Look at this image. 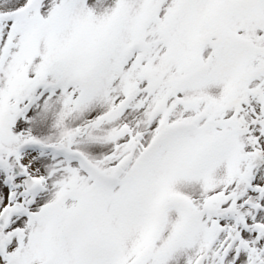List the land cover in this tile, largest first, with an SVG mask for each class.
<instances>
[{
  "label": "rangeland",
  "instance_id": "374dc122",
  "mask_svg": "<svg viewBox=\"0 0 264 264\" xmlns=\"http://www.w3.org/2000/svg\"><path fill=\"white\" fill-rule=\"evenodd\" d=\"M258 58L264 0H0V264H264Z\"/></svg>",
  "mask_w": 264,
  "mask_h": 264
},
{
  "label": "water",
  "instance_id": "95a60500",
  "mask_svg": "<svg viewBox=\"0 0 264 264\" xmlns=\"http://www.w3.org/2000/svg\"><path fill=\"white\" fill-rule=\"evenodd\" d=\"M218 15L217 10H213L209 16H207L203 20V24L207 28H213L215 26V21ZM197 40L195 39L194 42L188 43L187 46L196 49V42ZM188 64L186 62L184 63V67L187 68ZM263 60L261 58L256 59V61L249 65L247 67V71L249 73H254L259 70H263ZM40 87V81L38 78H32L29 81L25 83L23 86L21 92H20V98H24L27 96L30 92L37 90ZM17 109L18 106L17 104L11 109V111L4 112L0 115V139H6L9 137L12 133V129L16 124L18 115H17ZM154 114V111L149 112V116H152ZM35 177H30L27 181L26 184L28 187H32L35 182ZM173 202L179 204L185 212L188 214L189 217H194L196 212H197V206L195 205L194 201L190 198L182 197V196H175L171 198ZM219 207V201L214 200L210 203L209 209L214 210ZM9 218V212L8 209H4L2 214L0 215V225L1 226H6L7 221Z\"/></svg>",
  "mask_w": 264,
  "mask_h": 264
},
{
  "label": "flooded vegetation",
  "instance_id": "af4514ba",
  "mask_svg": "<svg viewBox=\"0 0 264 264\" xmlns=\"http://www.w3.org/2000/svg\"><path fill=\"white\" fill-rule=\"evenodd\" d=\"M31 176L35 177L34 175H31ZM28 177H27V179H28ZM34 182H35V184L33 186L35 187L36 183L38 182V178L35 177ZM26 186H27V184H26ZM28 188H31V187H28ZM27 190L29 191L30 189H27ZM28 191H26V192L22 191L21 194L25 195V194L28 193ZM18 197H19V192H17V190L12 186L11 190H10V193H9L8 200H7L8 202L6 204H4L2 207H0V215L2 214L4 209H6V208L9 211V218H8V221H7V225L6 226H1L0 225V257L1 258L6 257V256H7V258H9V255L11 256V254L13 253L11 251V249H10V243H11V241L13 239L12 237L14 235H16V233H17L15 230H11V225H12L13 220L15 219V217L21 216V211L22 210L25 209V212L26 213L28 212V207L27 208H21V207L17 208L16 207V204H18L19 202H17L15 204V206H14V202H15L16 198H18ZM8 228H10L9 232L4 235V231H6ZM12 263H13V259H11L9 261V264H12ZM6 264H8V259H7V263Z\"/></svg>",
  "mask_w": 264,
  "mask_h": 264
},
{
  "label": "bare ground",
  "instance_id": "6f19581e",
  "mask_svg": "<svg viewBox=\"0 0 264 264\" xmlns=\"http://www.w3.org/2000/svg\"><path fill=\"white\" fill-rule=\"evenodd\" d=\"M13 130V129H12ZM9 212V211H8Z\"/></svg>",
  "mask_w": 264,
  "mask_h": 264
}]
</instances>
